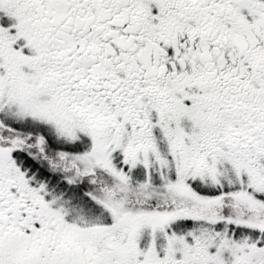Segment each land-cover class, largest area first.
<instances>
[{"label":"snow or ice","instance_id":"1","mask_svg":"<svg viewBox=\"0 0 264 264\" xmlns=\"http://www.w3.org/2000/svg\"><path fill=\"white\" fill-rule=\"evenodd\" d=\"M0 264H264V0H0Z\"/></svg>","mask_w":264,"mask_h":264}]
</instances>
